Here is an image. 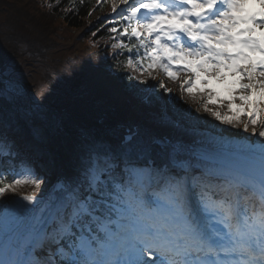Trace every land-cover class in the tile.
<instances>
[{"label":"snow or ice","instance_id":"snow-or-ice-1","mask_svg":"<svg viewBox=\"0 0 264 264\" xmlns=\"http://www.w3.org/2000/svg\"><path fill=\"white\" fill-rule=\"evenodd\" d=\"M102 4L112 47L139 74L129 79L171 94L166 78L197 112L249 136L206 137L192 151L130 134L89 150L41 200L39 173L0 133V264H264V0ZM15 71L0 59V126L27 106L26 118L43 114L47 96L23 92ZM36 249L43 259L22 258Z\"/></svg>","mask_w":264,"mask_h":264},{"label":"rangeland","instance_id":"rangeland-1","mask_svg":"<svg viewBox=\"0 0 264 264\" xmlns=\"http://www.w3.org/2000/svg\"><path fill=\"white\" fill-rule=\"evenodd\" d=\"M103 5V14L110 16L111 6L109 4ZM95 14V12L91 14L88 25L93 24L92 20L95 19ZM81 31L61 30L57 37L58 48L55 51L49 52L47 57L61 64L67 59L76 57L77 61L83 66L86 76L89 78V84H83L77 91L70 93H63L65 90L63 92L50 91L45 88L41 80L43 68L38 67L37 64H24L23 70L15 75L19 81L28 83L37 97L46 95L45 104L56 101L55 106L57 111L64 113L72 120L70 121L68 118H65V121L61 123L59 132L50 140L45 125L40 122V118H26V111L28 117L31 116L32 109L30 106L20 109L19 118L21 123L20 125H16L15 130L13 127L5 124L0 126V129H4L7 133L9 131H14L13 133L15 134H18V132L25 133L26 140L22 143V148L27 146L29 141L36 140L32 148H29L30 154L26 160L31 161L32 165H36L34 168L40 175L42 184L40 189H36L38 192L42 191L44 182L53 174L57 159L56 147L63 149V160L68 159V163L70 161L75 163L76 156L68 149V142L73 134L83 132V134L89 136L98 135L103 127L119 123L122 115H125L127 110L139 100H144L147 107L165 109L172 119L184 121L185 123L192 122L194 125L202 126L203 122H206L216 127L231 128L215 121L207 113H203L202 111L197 112L195 106L185 103L181 99L178 86L167 81L166 78H164L166 87L173 89L171 94H166L159 87L158 81L150 78L146 80L148 90L143 98H136L134 95L126 93L123 88V95L119 99H112L103 95L100 88L94 90V79L99 72L108 73L111 76H114V74L107 64L102 63L103 61L96 59V57H91L92 50L86 47V43L83 41V37H81ZM106 48L113 50L112 42H107ZM132 73L134 76L139 75L134 71ZM67 121L72 125L71 129L67 127ZM95 141L96 149L98 150L119 148L101 138H97ZM94 148L93 145H89L86 147V152ZM41 159L43 160V167L33 163ZM31 189H33L32 186H23L20 189V193H25Z\"/></svg>","mask_w":264,"mask_h":264},{"label":"trees","instance_id":"trees-1","mask_svg":"<svg viewBox=\"0 0 264 264\" xmlns=\"http://www.w3.org/2000/svg\"><path fill=\"white\" fill-rule=\"evenodd\" d=\"M94 9L102 11L101 6H96V0H83V3L81 0H0V59L15 65V75L23 70L26 63L42 67L41 80L50 91H77L81 85L89 84V78L76 57L61 64L49 59L47 53L57 49L56 39L61 30L85 27L89 12ZM93 24L83 35L86 47L92 50L91 57L109 63L125 91L143 98L147 84L129 79L127 50L117 49L115 58L113 54L108 55L109 49L102 50L104 42L113 37L107 30L111 25L100 18ZM55 103H51L54 108ZM10 116L20 122L19 117L11 113Z\"/></svg>","mask_w":264,"mask_h":264},{"label":"bare ground","instance_id":"bare-ground-1","mask_svg":"<svg viewBox=\"0 0 264 264\" xmlns=\"http://www.w3.org/2000/svg\"><path fill=\"white\" fill-rule=\"evenodd\" d=\"M19 87L26 94H30L35 97V94L31 90H25L20 84ZM100 88L103 95L119 99L123 95V89L118 81L108 73L99 72L94 79V90ZM32 109V108H31ZM34 111V109H32ZM42 115H39L40 122L45 125L48 136L52 138L59 132L62 121H65V116L56 112H51L47 108L41 109ZM237 129L224 128L222 126H214L210 123L203 122L202 126L194 125L191 123H185L184 121L172 119L168 115L165 109L151 108L145 106L144 100H139L133 104L125 115H122V119L119 123L103 127L98 135L89 136L83 134V132H77L73 134L68 142V149L76 156L75 163H68V159H62L63 149L56 147V153L58 156V163L63 175L70 174L75 171L76 165L79 159L85 155L86 147L93 145L96 149L95 140L101 138L111 144L120 146V141L130 134H134L135 139L139 143H151L153 141L160 144L162 147L171 148L176 146L181 149H191L192 151H198L199 145L202 139L206 137H215L222 134L226 140L239 141L245 139L249 134L241 133V135H232L238 132ZM8 134H11L9 132ZM20 141L25 140L24 133L16 134ZM33 163L43 167V160H36ZM57 169L54 171L52 177L44 182V186L41 192L35 191L34 195L41 200L50 199L51 186L58 180ZM33 192V189L20 193V195H26ZM31 241V238L25 234L24 238L20 241L21 245H27ZM23 251V248H22ZM34 255H25L22 258L25 261H35L37 259H43L39 255V249L35 250Z\"/></svg>","mask_w":264,"mask_h":264},{"label":"water","instance_id":"water-1","mask_svg":"<svg viewBox=\"0 0 264 264\" xmlns=\"http://www.w3.org/2000/svg\"><path fill=\"white\" fill-rule=\"evenodd\" d=\"M19 84L25 89V90H28L29 91V88L27 86H25L24 84H21L19 82ZM46 108H48L47 106H45ZM54 113H56L54 110H52Z\"/></svg>","mask_w":264,"mask_h":264}]
</instances>
